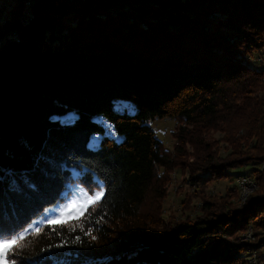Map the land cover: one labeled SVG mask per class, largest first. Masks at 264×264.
<instances>
[{"label":"trees","instance_id":"trees-1","mask_svg":"<svg viewBox=\"0 0 264 264\" xmlns=\"http://www.w3.org/2000/svg\"><path fill=\"white\" fill-rule=\"evenodd\" d=\"M26 1L10 15L0 4V239L75 181L105 194L26 234L9 263L248 264L263 245L264 196L163 231L145 227L141 209L169 160L153 120L178 117L183 133L223 122L238 148L233 131L256 137V153L208 162V177L264 164V67L253 65H264V0ZM249 227L262 237L240 240Z\"/></svg>","mask_w":264,"mask_h":264},{"label":"rangeland","instance_id":"rangeland-1","mask_svg":"<svg viewBox=\"0 0 264 264\" xmlns=\"http://www.w3.org/2000/svg\"><path fill=\"white\" fill-rule=\"evenodd\" d=\"M28 1L30 0H27L26 3ZM0 4L10 15L15 6V0H0ZM24 13L21 15V22L26 15ZM218 15V13H214L211 16L218 17ZM4 22L2 21V24ZM15 33V30L11 33L14 40ZM16 43L21 44L18 41ZM253 65L255 66V63ZM256 67H264V65L257 64ZM126 106L132 110L128 103L121 102L119 104L121 109ZM150 124L162 141L169 160L166 167L160 168L159 180L150 190L141 209V220L145 227L153 231H163L173 228L181 222L193 221L211 213H227L229 210L244 209L249 198L264 196V164L259 161H252L224 171L219 168L211 177L203 174L204 172L201 170L208 162H212L218 167L219 164L234 158L238 151L256 153L253 149L258 144V140L249 133L246 127L233 131L231 135L232 139L238 142L237 144L240 146L238 148L235 147L232 140H229L226 124L223 122H220L217 127H206L200 133L192 132L193 127L191 126H187L186 132L183 133L181 127L186 124L178 117L156 119ZM186 136L193 139V144L184 140L183 137ZM259 173L263 179L260 183L256 178ZM73 174L77 178L81 173L74 171ZM244 177L253 178L255 187L247 191V200L242 203L241 182ZM101 185V189L89 192L78 181L70 184L63 193L64 199L48 207L19 235L25 236L46 223L63 222L81 216L76 208L85 202L88 203V206L93 204L88 201V198L95 193L103 192L105 194L102 182ZM103 197L104 195L99 200ZM73 201L77 203L74 205ZM70 205L71 207H69ZM256 232L255 228L249 227L241 235L240 240L248 243L253 242L251 238L253 236L258 240L262 237L264 230L260 237ZM251 254L252 252L245 255V259L250 260Z\"/></svg>","mask_w":264,"mask_h":264},{"label":"snow or ice","instance_id":"snow-or-ice-1","mask_svg":"<svg viewBox=\"0 0 264 264\" xmlns=\"http://www.w3.org/2000/svg\"><path fill=\"white\" fill-rule=\"evenodd\" d=\"M103 195H104L103 192L95 193L93 196L88 198V201H90L91 203H95ZM76 203H77L76 201H73L74 205ZM69 207H71V205ZM81 208L83 209L82 211ZM76 211L79 213V215H83L84 212L88 211V203L85 202L83 205L78 206L76 208ZM63 222L66 223L67 221H63ZM37 231H39V229H37ZM23 239H25L24 235H19L11 239H0V264H9V260H10L9 254L13 251L14 247L17 248L20 247L19 241ZM11 264H15V261L12 260Z\"/></svg>","mask_w":264,"mask_h":264},{"label":"bare ground","instance_id":"bare-ground-1","mask_svg":"<svg viewBox=\"0 0 264 264\" xmlns=\"http://www.w3.org/2000/svg\"><path fill=\"white\" fill-rule=\"evenodd\" d=\"M259 62L264 64V59H259ZM250 177H244L242 182H241L242 200H243L242 203L246 202V200H247V198H246L248 196L247 191H250L255 187V183L252 180L253 178L251 179ZM250 237H251V235H250ZM251 238L253 239L252 241L256 240L255 236H253ZM262 241H263V245L259 250H255V251L252 250L253 252H252L251 257H250L251 259L249 258L250 260H248L249 261L248 264H264V233H263Z\"/></svg>","mask_w":264,"mask_h":264},{"label":"built area","instance_id":"built-area-1","mask_svg":"<svg viewBox=\"0 0 264 264\" xmlns=\"http://www.w3.org/2000/svg\"><path fill=\"white\" fill-rule=\"evenodd\" d=\"M30 8H31V12H33L32 11V3L30 4ZM248 59H249V57H248ZM258 59H264V52H260L259 54H258ZM257 64H258V61H255V65L257 66Z\"/></svg>","mask_w":264,"mask_h":264},{"label":"water","instance_id":"water-1","mask_svg":"<svg viewBox=\"0 0 264 264\" xmlns=\"http://www.w3.org/2000/svg\"><path fill=\"white\" fill-rule=\"evenodd\" d=\"M31 3H32V1H31ZM25 9H26V6H25ZM32 10H33V3H32ZM26 12H27V9L25 10L24 14H26Z\"/></svg>","mask_w":264,"mask_h":264}]
</instances>
